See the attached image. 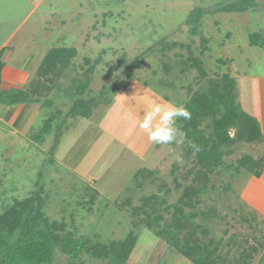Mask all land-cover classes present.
I'll list each match as a JSON object with an SVG mask.
<instances>
[{
	"label": "rangeland",
	"instance_id": "1",
	"mask_svg": "<svg viewBox=\"0 0 264 264\" xmlns=\"http://www.w3.org/2000/svg\"><path fill=\"white\" fill-rule=\"evenodd\" d=\"M234 1L46 0L18 36L36 27L45 44L75 48L76 55L47 74L40 71L45 45L29 63L26 53L10 59L7 77L15 64L29 71L16 76L29 99L0 104V213L39 192L40 225L55 222L56 233L88 240L89 250L135 232L130 264H195L178 248L193 244L215 250L214 264H264V168L256 176L245 160L264 156V138L249 141L243 134L220 143L223 163L208 173L189 145V120L177 121L183 143L161 145L122 112L139 119L151 99L186 107L210 80L229 74L237 80L238 104L251 115L250 103L260 100L264 47L251 45L249 36H264V0L241 12L218 10ZM3 3L0 16L13 30L30 10L22 0ZM196 8L204 11L194 21ZM43 15L52 31L40 28ZM78 99L95 101L90 117L72 113ZM198 128L213 136L214 117L201 118ZM236 131L230 128V138ZM142 168L154 173L136 178ZM189 186L201 189L192 204L180 201ZM89 250L71 260L58 246L55 260L41 264H113Z\"/></svg>",
	"mask_w": 264,
	"mask_h": 264
},
{
	"label": "trees",
	"instance_id": "2",
	"mask_svg": "<svg viewBox=\"0 0 264 264\" xmlns=\"http://www.w3.org/2000/svg\"><path fill=\"white\" fill-rule=\"evenodd\" d=\"M255 3L252 0H236L234 2L224 4L218 8L220 11L241 12L253 7ZM203 8L193 9L191 12V20H198L203 14ZM250 44L264 47V36L261 33H251ZM76 55L75 48H64V46L54 47L48 51L40 66V71L47 74L53 72L58 66H65L68 60ZM202 72L203 68L200 64L194 62ZM4 62L0 54V83L2 77V68ZM93 70V68H92ZM87 85V83H86ZM237 80L234 76L224 74L220 79L210 80L209 87L206 91H198L189 104L186 105L191 113V119L186 124V132L190 141L192 150H196V157L200 166L210 171L223 163L222 152L220 151V143L233 142L238 137L247 134L249 141H260L264 138L258 121L251 115L241 109L237 102L236 93ZM80 92L82 88L80 86ZM235 95V97H234ZM236 98V102H235ZM29 99L27 91L18 88L9 90H0V104L12 106ZM93 99L85 101L78 99L72 108V113L83 117L92 115V107L95 105ZM97 105V104H96ZM212 115L214 117L213 136L207 137L204 130L198 128L200 119ZM253 118L256 121L251 122ZM251 119V121H250ZM250 123H253L252 125ZM191 125L192 131H189ZM235 127L236 135L230 138L229 130ZM227 140V141H226ZM211 142V143H209ZM192 145H195L194 148ZM198 149V150H197ZM247 166L256 176H260L264 168V156L256 159L253 157L245 158ZM153 174V171L142 168L135 173V177H142L145 174ZM204 174L203 172H201ZM208 173L206 175H208ZM205 175V177H206ZM201 189L196 186L186 187L185 192L180 201L184 198L189 199V204L193 203V199L199 196ZM43 196L38 192L34 196L27 198L24 202L18 203L16 206L10 207L7 211L0 213V264H41L44 262H52L55 260L56 247L60 246L62 251L70 255L73 260L80 252L84 251L88 246V240L77 239L69 235H62L55 232L57 224L51 223L44 226L40 225V221L44 220V212H42ZM149 199L146 197L145 199ZM137 210V208H135ZM176 211L182 212L181 207L177 206ZM178 213L177 216H178ZM161 219L162 217H155ZM46 220V219H45ZM176 220V219H175ZM47 221V220H46ZM178 226H183L181 220H176ZM174 236V234H172ZM175 238V237H174ZM191 238V237H190ZM137 236L131 231L123 240H114L110 244H102L90 247V252L99 257L108 256L113 260V264H130L128 257L135 246ZM178 245L177 243L175 244ZM178 248L195 264H214L215 250H208L200 244L186 246V248ZM201 251V252H200ZM197 254L199 256H197ZM201 254L206 255L202 257ZM155 255V254H154ZM154 259V256H152ZM242 264H248L243 261Z\"/></svg>",
	"mask_w": 264,
	"mask_h": 264
},
{
	"label": "crops",
	"instance_id": "3",
	"mask_svg": "<svg viewBox=\"0 0 264 264\" xmlns=\"http://www.w3.org/2000/svg\"><path fill=\"white\" fill-rule=\"evenodd\" d=\"M23 2H25L28 5V10H30L28 12V14L26 13V16L24 17L23 21L13 30L7 29L8 25H6L8 18H3V16H0V35H1V42H0V52H2V61L4 62V66L2 68V77H1V83H0V90L5 89V90H9L11 88H18L21 87L19 86V83H21V80L19 81L18 79H16V76H18L19 78L22 77L24 75V73L28 72L25 63L24 65L22 64L21 66H14V70L12 75H10V73H7V75L11 76V77H7L6 76V71L9 68V62H11L10 59H19L21 58L23 55L26 56V63L29 61H31V56H34L36 53L39 54L41 52L42 46L45 45V48H48L46 50V53L44 54L43 59L45 58V55L48 53V51L50 49H52L53 47H51L50 45L45 44L46 41L45 39L40 35L37 36V33H35L37 31L38 28L34 27L33 31H26L25 33H23L22 35L25 37H20L18 36V34L20 33L21 29L23 28V26H26V22L28 21V19L30 18V16L34 13H39V10L41 8V6L44 5V3L46 2V0H22ZM3 4H0V7H3ZM33 6V7H32ZM5 7H9V3L6 2ZM11 7V11H13L14 8V4H10ZM16 10H19V8L15 5ZM8 11V10H7ZM51 14L52 16L55 15V12H53L52 10ZM42 20L44 21L43 24H45L44 26L41 25V29H51L50 31H52L53 28H49L48 26L50 25V23H48V19H46V16L43 15L42 16ZM65 19H61L60 20V26H65ZM34 24V23H33ZM30 24L28 26H30V28H32V25ZM48 25V26H47ZM28 28V27H27ZM10 30V31H8ZM61 30V28H60ZM63 29L62 32H60L58 35L60 37H62V33H63ZM29 36V37H28ZM49 36L48 32L46 35V38ZM17 41L14 43V40ZM35 38V40H34ZM66 38V36H65ZM29 47H34L35 49H30ZM59 47V46H58ZM29 48V50H28ZM24 53V54H23ZM26 53V55H25ZM16 55H20V56H16ZM16 62V61H15ZM28 62V63H29ZM25 76V75H24ZM28 76V75H27ZM258 79V93H259V102L258 104L255 103H250V113L251 115H253L254 117H256L259 121H260V126H261V130H262V134H264V77H257ZM7 80V81H5ZM11 83V87H4L6 85V83L8 84L9 82ZM18 85V86H17ZM14 86V87H13ZM123 110L122 112H125V117H134L136 122L135 125L136 127H138L137 124V119L136 117L130 112V110ZM139 118H142L139 116ZM133 119V118H132ZM131 121V120H130ZM130 130L132 131V128H130ZM100 138V136L98 137V139ZM263 199H264V192L262 193Z\"/></svg>",
	"mask_w": 264,
	"mask_h": 264
},
{
	"label": "clouds",
	"instance_id": "4",
	"mask_svg": "<svg viewBox=\"0 0 264 264\" xmlns=\"http://www.w3.org/2000/svg\"><path fill=\"white\" fill-rule=\"evenodd\" d=\"M180 118L191 119L190 111L183 105L151 99L143 108L142 118L137 119V124L147 138L156 144L183 143L185 133L177 126Z\"/></svg>",
	"mask_w": 264,
	"mask_h": 264
}]
</instances>
